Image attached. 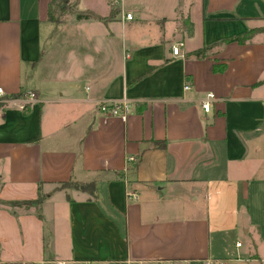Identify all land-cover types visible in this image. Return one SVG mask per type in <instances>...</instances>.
<instances>
[{"label": "crops", "instance_id": "0c3cea01", "mask_svg": "<svg viewBox=\"0 0 264 264\" xmlns=\"http://www.w3.org/2000/svg\"><path fill=\"white\" fill-rule=\"evenodd\" d=\"M55 1L0 0V264L219 262L227 189L264 192V0Z\"/></svg>", "mask_w": 264, "mask_h": 264}, {"label": "rangeland", "instance_id": "374dc122", "mask_svg": "<svg viewBox=\"0 0 264 264\" xmlns=\"http://www.w3.org/2000/svg\"><path fill=\"white\" fill-rule=\"evenodd\" d=\"M55 2L50 8V19H67L68 14L70 13L68 12V10H70V6L62 4L60 0L56 3ZM262 28H264V25ZM258 150L259 153L256 154L257 156L252 154L253 157L250 158L251 162L249 166L253 167L254 173H261L259 175L261 176L264 175V170L261 171L257 165L260 164V161L264 163V147L262 150ZM250 188L249 198H245L244 200L241 195L237 193L234 187L227 189L230 193V200L224 204L225 213H223V217L221 219L218 218L219 226H217L222 230L223 234V246L225 249H223L222 257L224 258H221L219 262H213V264H264V192H262V194H257V192L254 191V186ZM247 205L250 206L252 213H254L255 217L258 219L257 222L260 226L259 234L257 227L253 228L251 227L252 224L249 223L250 219L248 217V213L246 212ZM234 210L237 211L234 212ZM211 226H215L213 219ZM250 227V231H252L251 236L253 237V243L251 242L249 235L245 232V230ZM236 241H240L242 246L236 247ZM246 252H248V255L250 254V257L257 259L250 260L247 257L248 255H245ZM236 257H239V259L237 260Z\"/></svg>", "mask_w": 264, "mask_h": 264}, {"label": "built area", "instance_id": "2783aa9c", "mask_svg": "<svg viewBox=\"0 0 264 264\" xmlns=\"http://www.w3.org/2000/svg\"><path fill=\"white\" fill-rule=\"evenodd\" d=\"M123 20H131L132 14L130 12H124L122 14ZM180 43H176L171 46V52L175 55L178 54ZM188 86H185L187 88ZM26 97L28 98H34L35 94L32 91H28L26 94ZM213 99V94L211 92H208L206 96L201 99V107L202 109L207 112L211 108V101ZM5 99V92L0 87V101H4ZM98 111L102 113L105 117H118L119 119L125 121L128 113H129V103L125 98H122L119 101L115 102H107V101H101L98 103L97 107ZM264 113V112H263ZM237 246L240 245V242L236 243ZM87 264V263H85Z\"/></svg>", "mask_w": 264, "mask_h": 264}, {"label": "trees", "instance_id": "16d2710c", "mask_svg": "<svg viewBox=\"0 0 264 264\" xmlns=\"http://www.w3.org/2000/svg\"><path fill=\"white\" fill-rule=\"evenodd\" d=\"M89 15L88 14H80V13H78L77 15H76V17L77 18H86V17H88ZM258 31V29H255V28H252V29H250V30H247L246 32H244V33H242V34H238V35H235V36H233V37H230V38H228V39H223V40H221V41H224V42H231V41H236V42H238V43H244L246 40H248L255 32H257ZM206 48H208L207 46H202V47H200V48H198V49H196V50H194L193 52H192V54L194 55V56H196V57H200V56H202L203 55V52L205 51V49ZM22 90H20V92H18L17 94H14V95H11L10 97H19V96H21L22 95ZM1 103H2V101H0V105H1ZM62 185V187H64L66 184H61ZM84 188L85 189H92V185L90 184V183H88V184H86V185H84ZM39 199H40V197H38L37 199H35V200H33V201H30V202H25L26 204H33V205H35V206H37V204L39 203ZM14 203V205H17V204H15V202H13ZM36 215L37 216H39L40 215V212H39V210L37 209V207H36Z\"/></svg>", "mask_w": 264, "mask_h": 264}]
</instances>
